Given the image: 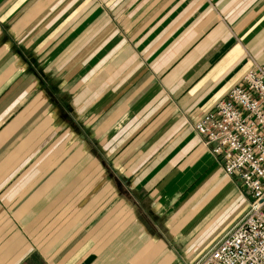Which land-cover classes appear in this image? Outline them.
<instances>
[{"label": "crops", "instance_id": "obj_1", "mask_svg": "<svg viewBox=\"0 0 264 264\" xmlns=\"http://www.w3.org/2000/svg\"><path fill=\"white\" fill-rule=\"evenodd\" d=\"M82 4L0 0V264H179L194 233L214 221L218 231L238 209L244 187L226 179L193 125L264 61V0H118L115 19L89 12L85 26L116 28L115 46L102 35L100 107L92 83H62L44 67L40 81L23 59L59 56L61 18ZM103 152L128 171L117 188ZM213 199L222 215L203 223Z\"/></svg>", "mask_w": 264, "mask_h": 264}, {"label": "built area", "instance_id": "obj_2", "mask_svg": "<svg viewBox=\"0 0 264 264\" xmlns=\"http://www.w3.org/2000/svg\"><path fill=\"white\" fill-rule=\"evenodd\" d=\"M193 131L224 176L237 179L250 198L245 214L195 264H264V61L251 63L242 84Z\"/></svg>", "mask_w": 264, "mask_h": 264}, {"label": "rangeland", "instance_id": "obj_3", "mask_svg": "<svg viewBox=\"0 0 264 264\" xmlns=\"http://www.w3.org/2000/svg\"><path fill=\"white\" fill-rule=\"evenodd\" d=\"M69 1V0H66ZM78 2H83L85 5L82 4V6L79 9L76 10H70L65 11L64 15L62 16L61 20V26L59 27L61 32V52L60 55H56V57H46L41 62H38V59H36L31 53L24 56V61L29 66L30 70L34 72V75L38 76V79L42 81V78H44L46 81L47 79L42 73V67H44V71L46 74H57L59 75V78L62 80V83L67 82L70 78L71 82H73L76 85H81V88H84L86 85L89 86L87 83H92V86H89L92 88V90L96 94V106L100 107L101 99L99 96V85L100 82L103 80L104 75L102 74V70L104 69L103 66L106 65V63L102 66V55L103 51H100L101 45L103 43L102 35L103 33H112L116 31V28H114L112 25L110 26H104V28H101L97 24V19L93 20L92 26H85L84 22L86 17H88L89 12L93 13L94 15L99 13V17L101 19H115L118 11L116 9L117 1L118 0H107L109 2V7L104 9L103 1L104 0H76ZM108 4V3H106ZM112 8V9H111ZM71 16V19H66L67 17ZM103 16V18H102ZM66 19V20H65ZM103 19V20H104ZM74 22V24L72 23ZM71 24V25H70ZM41 26H38L36 29L39 30ZM51 26L48 30L52 29ZM103 30V31H102ZM41 31V30H39ZM71 33V41L68 39H63L64 36L69 35ZM112 40L110 45L113 44L115 46L116 42V33H112ZM50 36H52V31L50 32ZM104 39V38H103ZM107 48H105L106 50ZM76 53V57L75 56ZM73 57L70 59V57ZM259 58V56L256 54L254 55L253 59L256 61ZM253 62V61H252ZM245 67V66H244ZM49 70V73H47ZM240 71H238L237 74H240ZM245 72V71H244ZM88 88V87H87ZM90 88V89H91ZM53 93V94H52ZM51 96L56 95L55 98L62 99V92H57L56 87H53ZM80 94H82V97H84V94L86 93V90L79 91ZM148 123H144L140 129L137 130L139 134L143 133L145 129L148 127ZM79 128V125H77ZM96 127V124L94 125ZM79 132V129H78ZM160 131L156 132V134H152L150 137H147L146 139H140L142 140L141 145L148 146L152 145L154 143V137L158 135ZM195 133V132H194ZM196 134V133H195ZM140 137L129 138L126 140L124 144V148L127 149L129 146L133 145L134 142H137ZM110 141V140H108ZM104 142V141H103ZM101 140L94 137L93 139V148L94 150H97L98 152L102 151V146L104 143ZM106 144V142H105ZM109 145L111 146V142H109ZM111 148V147H109ZM99 152V153H100ZM103 157H107L108 159V166L110 167L108 169L107 176L110 181L118 187L117 178L119 177L120 183H125L123 181V178H125L124 173L127 174L128 171H122L120 167L118 168L117 165V156H119L116 153H109L106 154L103 152ZM227 179V178H226ZM184 180V181H183ZM182 183H184L187 179H183ZM185 185H187L185 183ZM200 187H202L201 184L196 185L191 189L188 193H196ZM235 191L237 194L236 199V205H237V211L236 213H226V216H222L226 218V220L222 221L220 225L223 224L221 229L218 231H214L216 227L214 225L216 224L214 221V225H212V228L208 227L204 231H200L197 233H194L192 236V245L187 246L186 249L184 247H181L178 250V258L179 264H195L196 261L199 259L200 255L204 252H206L217 240H219L220 237H222L237 221L238 219L245 214L248 208V204L250 202V198L248 197L246 191L240 186L236 185ZM122 192V191H121ZM214 200V199H213ZM211 201L208 206L206 207L204 213H198V219L203 221V223H209L212 221V219L218 218V216L221 217L222 213H218L222 205V200L218 199ZM176 203H174L175 205ZM166 207L169 205L168 202H165L164 204ZM168 208V207H167ZM158 209V218L156 222L160 223V218H162V215L159 214ZM170 213H175L176 210H173L172 212L170 210H167ZM225 214V213H223ZM160 215V216H159ZM205 241V242H204ZM194 245V248L192 247ZM185 246V245H184ZM193 249H192V248ZM191 248V249H190Z\"/></svg>", "mask_w": 264, "mask_h": 264}]
</instances>
